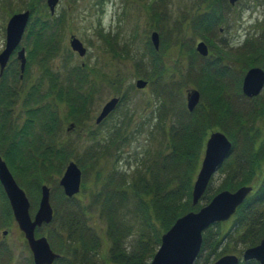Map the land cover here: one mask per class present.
Segmentation results:
<instances>
[{
    "label": "rangeland",
    "instance_id": "rangeland-1",
    "mask_svg": "<svg viewBox=\"0 0 264 264\" xmlns=\"http://www.w3.org/2000/svg\"><path fill=\"white\" fill-rule=\"evenodd\" d=\"M27 9L30 20L19 45L26 49L27 65L21 77L15 51L5 72L6 85L16 91L7 108L0 104V154L25 189L32 215L39 209L41 187L51 188L55 220L38 233L48 237L55 251L63 249L60 229L67 216H75L94 195L106 191L104 185L113 175L116 179L111 186L123 183L134 171L144 170L149 159L164 149L172 150L165 130L178 114L169 100L176 98L187 108L191 88L201 92L197 107L220 104L225 109L228 106L231 114H222L218 117L222 125L208 131L201 162L210 134L215 130L226 133L224 128H230L236 146L224 167L230 170L232 162V166L238 163L247 168L242 177H251L250 185L256 189L262 183L264 115L258 114L264 111V87L249 97L242 84L247 70L264 69V0L234 4L230 0H59L53 14L48 0H0V53L6 45L8 21ZM153 31L160 35L158 49L152 42ZM72 35L87 48L84 56L71 49ZM199 41L208 44L209 56L196 50ZM139 79L147 85L138 88ZM56 92L62 94L57 101ZM115 96L119 101L112 117L96 124L102 107ZM166 103L172 107L169 114ZM34 109L40 112L33 114ZM83 110L87 122L82 130L67 132L73 119L65 123V138L53 137L49 123L56 125L57 121L59 131L60 115L66 120ZM202 115L196 113L193 120L200 124ZM253 131L258 136L255 140ZM9 147L17 152L13 161L6 154ZM251 147L261 155L243 154ZM251 156L256 161L249 168ZM70 161L81 168L82 185L75 196L66 197L60 180ZM224 167L213 177L211 185L216 191L227 181ZM9 202L0 183V264H34ZM96 206L100 208V202ZM234 218L222 223L217 252L209 256V248L199 264H212L224 252L243 254V245L227 236ZM92 222L103 237L100 256L105 259L99 263L112 264L105 222L98 213ZM4 230H8L6 236Z\"/></svg>",
    "mask_w": 264,
    "mask_h": 264
},
{
    "label": "trees",
    "instance_id": "trees-1",
    "mask_svg": "<svg viewBox=\"0 0 264 264\" xmlns=\"http://www.w3.org/2000/svg\"><path fill=\"white\" fill-rule=\"evenodd\" d=\"M224 54H228V51H224ZM4 77L5 73L0 77V104L7 108L11 102L10 98L16 90L6 85ZM57 94L62 96L60 92ZM60 97L59 99L62 101L63 99ZM66 103L69 104L67 101ZM169 103L174 105L171 108L176 110V115L178 114V118L173 121L174 124L171 128L165 130L168 133V142L169 146H172V150L168 148L166 152L164 149L159 155L149 159L145 169L134 171L131 176L124 179V184L118 183L111 186V180L116 179L113 175L104 185L107 188L106 191L94 195L91 203L83 204L81 209L76 211L75 216L68 215L65 227L60 229L64 235L63 249L62 256L56 264H100L99 260L105 259L100 256L103 237L96 223L92 222L96 213L105 222V235L109 242L108 259L112 264H150L161 244L162 234L174 224L177 218L209 203L219 191L214 190L210 184L199 205L193 206L191 202L193 184L200 168L206 135L209 130L222 125V121L218 117H222V114L225 115L227 112L229 114V107L227 106L225 109L220 104L211 103L209 106L201 104V107H197L196 111L192 113L186 107H182L176 98H171ZM168 105L166 103L167 114L171 110ZM32 111L33 114L40 112L39 109ZM52 113L53 111H51ZM196 113H203V120L200 124L193 120ZM260 115H264V111L258 114V116ZM49 124L52 126V130L58 126L57 121L56 125H53V122ZM26 128L27 125L22 130H26ZM224 129L233 139L234 152L236 140L232 136L233 130ZM251 137L253 140L258 137L255 135V131ZM4 139L6 140V138ZM14 150L9 147L6 151L10 160L14 154V157L17 156V152L14 153ZM248 153L261 155V152L255 147H251L243 154ZM255 161L256 157L252 159L251 156L249 168L254 165ZM233 164L235 162L231 163L230 170L223 165L226 169L227 181L224 180L222 185L224 187L220 190L225 187L235 189L240 185H250L251 177H242L247 168H242L238 163L236 166H232ZM122 173L127 174L126 171ZM228 181L231 182L227 183ZM232 181L237 182V185H234ZM98 202H100V208L96 206ZM221 226L222 223H217L204 232L200 258L209 248H212L209 256L217 252L221 240L219 237ZM227 236L241 243L244 248L257 245L264 237V179L239 207L232 230ZM198 261L196 264H199ZM245 264L259 263L252 260Z\"/></svg>",
    "mask_w": 264,
    "mask_h": 264
},
{
    "label": "water",
    "instance_id": "water-1",
    "mask_svg": "<svg viewBox=\"0 0 264 264\" xmlns=\"http://www.w3.org/2000/svg\"><path fill=\"white\" fill-rule=\"evenodd\" d=\"M238 0H230L234 4ZM58 0H48V4L54 11ZM30 18V11L14 14L7 27V42L5 49L0 53V74L2 75L8 65L11 55L19 46L24 31ZM152 42L156 49L160 45L158 31H153ZM73 50L81 56L87 52L84 43L75 35L70 41ZM197 50L202 55L209 54V47L205 41H200ZM21 62V77L26 69L27 58L25 48L18 52ZM137 87L143 88L147 81L139 79ZM264 87V69L253 67L248 70L243 81V92L251 97L258 95ZM201 100V92L194 88L188 91L187 106L193 111ZM118 97L112 98L103 108L97 119L100 122L117 105ZM206 154L202 161L201 169L197 175L193 188V204L197 205L206 192L213 175L221 165L231 156L233 142L228 135L221 130L211 133L207 140ZM0 182L10 200L14 216L20 229L24 232L33 251L35 264H53L60 254L51 247L46 236L36 237V229L44 223H50L54 217V209L50 202L51 190L47 185L42 187V198L35 216L30 213L31 203L25 190L18 184L7 162L0 154ZM82 182V170L78 164L71 161L61 178V185L65 193L74 196L80 191ZM253 191V186L243 185L232 191L229 189L218 192L212 200L198 211H190L179 217L176 222L162 235L160 248L154 255L150 264H195L202 249L203 233L211 225L228 220L236 213L238 207L244 203L248 195ZM7 234V231H4ZM244 261L257 260L264 264V238L261 242L244 251ZM241 259L235 254H227L219 258L214 264H240Z\"/></svg>",
    "mask_w": 264,
    "mask_h": 264
},
{
    "label": "flooded vegetation",
    "instance_id": "flooded-vegetation-1",
    "mask_svg": "<svg viewBox=\"0 0 264 264\" xmlns=\"http://www.w3.org/2000/svg\"><path fill=\"white\" fill-rule=\"evenodd\" d=\"M56 14V13H55ZM54 14V15H55ZM54 97L56 99V101L58 100V94L57 92L54 94ZM112 113L111 112L101 123H103L104 121L107 122L111 117H112ZM60 117L62 118V129L57 131V129L59 128V125L57 126V128H53L52 132H53V137L56 138V137H60L61 139L62 138H65L64 136H62L65 132H64V126H65V123L69 122V120H73L74 121H70L68 124H70L68 127H67V132H72L73 130H76L77 128H80L81 130L83 129V126L84 124L87 122V114H86V110H83L79 113H74L72 114V116L68 119H63L62 115H60ZM74 117V118H73ZM123 124V123H122ZM80 125V127H79ZM3 235L6 236L4 234V231H3Z\"/></svg>",
    "mask_w": 264,
    "mask_h": 264
}]
</instances>
